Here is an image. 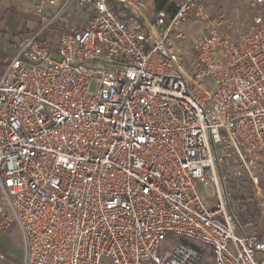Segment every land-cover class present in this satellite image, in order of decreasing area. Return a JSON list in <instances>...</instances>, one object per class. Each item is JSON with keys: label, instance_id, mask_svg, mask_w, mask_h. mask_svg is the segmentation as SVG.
<instances>
[{"label": "built area", "instance_id": "2783aa9c", "mask_svg": "<svg viewBox=\"0 0 264 264\" xmlns=\"http://www.w3.org/2000/svg\"><path fill=\"white\" fill-rule=\"evenodd\" d=\"M168 3L150 20L145 0H36L39 27L0 65L14 264H210L174 237L213 264H264V0H247V29L206 0ZM189 20L184 69L170 34ZM210 181L212 204L197 190Z\"/></svg>", "mask_w": 264, "mask_h": 264}, {"label": "rangeland", "instance_id": "374dc122", "mask_svg": "<svg viewBox=\"0 0 264 264\" xmlns=\"http://www.w3.org/2000/svg\"><path fill=\"white\" fill-rule=\"evenodd\" d=\"M32 0H22L21 5L23 6V10L21 15L25 18V21L29 25L30 28H34L36 25H38V20L32 16H29L28 9L29 5ZM210 5H212L211 9L215 12H217L219 7H223L225 12L234 20H236L239 24V27L241 29H247L249 25L252 22V13L249 11L247 0H208L207 1ZM2 4H5V0H2ZM2 5H0L1 7ZM86 17L85 11H82L79 16H77L78 19H84ZM74 20V21H77ZM77 23V22H76ZM241 23H243L241 25ZM79 25V24H78ZM200 29V25L189 20L181 25L175 27L173 31L170 34V41H171V47L173 51L177 54L179 57V61L184 69H187L189 66V63L191 61V58L193 56V49H192V37L193 35ZM180 32L181 37H177L176 33ZM29 34V33H28ZM26 34V35H28ZM25 36V35H24ZM55 40H57V37H54ZM56 58H58L56 56ZM98 85V80L94 79L92 81L91 85V93H95ZM254 176L258 179L259 181V186L264 193V167H258L254 170ZM197 190L200 193V195L210 204L213 203L214 198L216 196V187L213 183V181H210L207 185H205L202 182H199L197 185ZM16 226V225H14ZM11 226L9 229H11ZM17 227V226H16ZM18 228V233L19 236L22 235L21 230ZM7 229V230H9ZM6 230V231H7ZM23 237V235H22ZM188 243L195 244L199 246L201 249L204 250V252L207 254L209 257V263L213 264L212 258H211V250L203 245L202 243H199L197 241H191V240H186ZM169 243H165L166 247H169L171 244L183 242L181 238H171ZM184 243V242H183Z\"/></svg>", "mask_w": 264, "mask_h": 264}, {"label": "crops", "instance_id": "0c3cea01", "mask_svg": "<svg viewBox=\"0 0 264 264\" xmlns=\"http://www.w3.org/2000/svg\"><path fill=\"white\" fill-rule=\"evenodd\" d=\"M145 1L148 5V10L146 11L147 17L148 19L153 20L155 13L157 12L155 5L156 0ZM21 2L22 0H5L6 5H3L2 0H0V5H2L0 7V65L5 64L11 55L16 52L17 44L24 35L34 32L39 27V24L34 28L29 27L25 18L21 15L23 10ZM35 2L36 0L31 1L28 13L29 16L38 20V18L32 13V8L34 7ZM208 5L210 8L212 7L209 3ZM82 11H85L86 17L77 20L76 17L79 16ZM89 13V10L79 9L75 5L69 13V18L71 20H77V24L82 26L85 24ZM16 226L7 231H0V255L4 256L3 259L0 258V264H14L24 258V240L22 235L19 236L18 226Z\"/></svg>", "mask_w": 264, "mask_h": 264}, {"label": "trees", "instance_id": "16d2710c", "mask_svg": "<svg viewBox=\"0 0 264 264\" xmlns=\"http://www.w3.org/2000/svg\"><path fill=\"white\" fill-rule=\"evenodd\" d=\"M155 5H156V10L157 11H160V10H163V9L171 10L172 7H173L171 4L168 3V0H156ZM182 241L184 243H188L184 239H182Z\"/></svg>", "mask_w": 264, "mask_h": 264}]
</instances>
